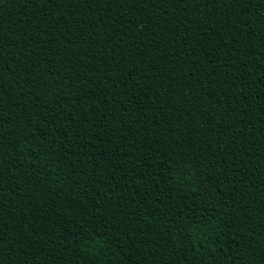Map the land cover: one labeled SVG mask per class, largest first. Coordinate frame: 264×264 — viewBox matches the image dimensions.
Returning <instances> with one entry per match:
<instances>
[{
	"label": "trees",
	"instance_id": "trees-1",
	"mask_svg": "<svg viewBox=\"0 0 264 264\" xmlns=\"http://www.w3.org/2000/svg\"><path fill=\"white\" fill-rule=\"evenodd\" d=\"M0 264H264V0H0Z\"/></svg>",
	"mask_w": 264,
	"mask_h": 264
}]
</instances>
